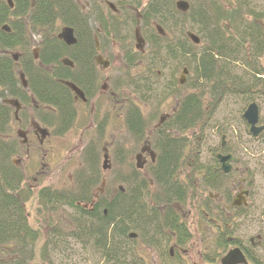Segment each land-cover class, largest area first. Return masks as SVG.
<instances>
[{"label":"trees","instance_id":"1","mask_svg":"<svg viewBox=\"0 0 264 264\" xmlns=\"http://www.w3.org/2000/svg\"><path fill=\"white\" fill-rule=\"evenodd\" d=\"M11 1L12 7L5 0H0V99L20 97V101L30 102L27 93L18 85L17 64L6 51L28 49L30 41L25 29V16L32 28L50 26V31L41 37L37 59L27 51L19 56V61L29 92L36 100L34 116L53 124V135L60 136L71 127L76 116L71 104L72 94L63 81H71L81 88L88 84L91 90H95L92 29L87 23L88 18L71 0ZM188 3L185 13L175 8L174 0H149L140 11L145 15L147 25L154 22L164 32L162 36L148 25L151 30L150 44L155 48L153 56L160 64L169 62L168 93L177 88L176 73L180 66H186L191 71L192 82L186 84L190 90L197 87L198 80L205 83L202 93H185L163 127L153 132L151 139L156 161L148 171L149 179L132 168L121 175L118 181L122 186L115 193L104 192L93 201L92 189L101 179L96 169L95 147L91 142L83 150L85 163L74 173L71 188L43 186L36 193L39 202L49 210L58 206L70 209L73 227L67 230L66 237L72 244L78 243L83 252L90 250L98 254L103 264H127L126 259L128 264H144V257L138 251L141 246L157 252L169 262L178 260L176 255L170 257L166 248L173 238L183 243L189 237L185 224L173 207L176 203L185 202L190 186H186L179 177L185 149L182 135L205 123L208 111L203 105V94L207 87L210 85L211 92L220 95L229 88L219 58L237 55L248 44V36L251 45L258 44L262 35L259 30L256 32V26L234 24L239 21L238 13H245L244 7L250 13L247 6L249 0H235L230 8L218 0H189ZM90 14L96 16L95 5H92ZM184 22L200 37L198 45L189 41L181 30L182 36H171L175 29L184 26ZM226 22L233 23L230 26L235 30L231 33L234 36L232 39L228 38ZM5 24L10 31L1 29ZM57 24L74 29L77 38L74 45L66 46L56 38L57 30L54 29L58 28ZM244 30H249L250 35L242 34ZM253 55L256 58L255 50ZM62 57L69 58L75 67L71 70L62 65ZM257 71L254 70L255 73ZM234 87L238 89V84ZM42 107H50L55 115L45 114ZM11 117V107L0 100V264H56L47 255H41V261H38L34 253L40 231L27 222L20 192L23 174L10 161V156L18 148L15 139L10 136ZM125 119L134 136L138 139L147 137L146 123L138 107L130 104L125 111ZM214 177L219 180L222 176L216 174ZM190 187L191 191L195 190L193 185ZM89 204L91 206L87 209L85 206ZM53 227L44 246L56 249L60 245L57 241L60 236ZM131 231L137 233L136 239L127 237ZM228 243L223 239L217 242V247L224 250ZM5 246H11V250ZM59 264H69V261Z\"/></svg>","mask_w":264,"mask_h":264},{"label":"rangeland","instance_id":"2","mask_svg":"<svg viewBox=\"0 0 264 264\" xmlns=\"http://www.w3.org/2000/svg\"><path fill=\"white\" fill-rule=\"evenodd\" d=\"M176 1L174 0V3ZM218 2L230 8V6H234L235 0H218ZM235 6H237V3ZM247 6L250 13H247V7H244L245 13H238L237 18L239 21L235 22V25H245L247 22L253 24L254 21L251 18L257 15L262 8L264 9V0H249V5ZM121 8L119 9V14L111 19L114 25L117 23L119 25L118 28L124 29L129 26L125 17L126 7ZM104 12L105 9L102 6V13ZM27 22L28 19H26V24ZM89 23L92 28L97 25L93 17L89 19ZM225 25L228 27V38H234L232 36L233 32L229 30L231 28L230 25L227 22ZM28 27L29 25H27ZM60 27L61 25L58 26V28ZM180 30L184 35L187 31L194 32L184 22V26L175 29L171 36H182ZM117 35V42L121 43L123 41L124 44V40L128 39L125 29L124 31L117 29ZM121 35H125V39L120 38ZM29 38L31 42L30 52L33 53L34 48H36V42L39 41V36L36 33H30ZM120 47L122 50V45ZM146 51L147 53L150 52L148 47ZM18 52V49L11 51L13 54ZM35 52L38 54V50ZM103 53L110 61L109 68L104 71V75L110 77V81L108 79L105 86L108 88L110 84L112 87L115 86L118 98H115L114 101L110 100L103 92L99 93L95 101L91 102L90 105H78V112L71 128L60 136L51 134L43 145L35 144V142L29 146L21 145L20 138L16 134V130L19 129L18 123L13 122L12 127H10V136L15 139L18 145L16 153L10 156V161L23 174L20 192L23 195V206L27 222L40 231V237H38L34 246V253L38 261H41V255H47L51 259L53 258L56 264L64 261H69V264H103L98 254H93L90 250L83 252L78 243L72 244L69 237H66L67 230L73 227L70 223V209L58 206L54 210H49V207H45L44 203L39 202L37 199V190L43 186L57 189L71 188L74 173L85 163L83 150L87 144L93 142L97 155L96 169L99 178L101 180L104 179V185L97 184L92 191L94 190L95 196L101 193L105 194L104 192L115 193L118 187L122 186V183L118 181L121 175L130 172L135 167V155L143 145L144 140H148L152 144V137L138 139L129 131L125 119L126 98H128V101L131 99L138 103L146 123V136H148L154 129L159 117L171 112L176 100L182 93L185 94L191 91L202 93L205 87V83L198 80L197 87L190 90L186 84L192 82V76L191 71L187 70L184 75V88H176L173 91L176 92L174 97H171L173 95L171 93L167 98L157 96L155 99L152 91L150 93L152 102L142 104L129 85V80L140 72V68L127 69L123 66V62L122 64L118 62L122 59V53L117 46H114L111 51L106 50ZM251 53L252 51L247 44L237 55L230 54V57L222 56L219 58L218 62L224 69V78H227L229 88L223 90L220 95L211 92L209 85L203 94V105L208 111L207 118L206 120L204 119L205 123L194 129L187 130L182 135L185 138L184 159H186V163L184 168L194 169L188 179L195 184V190L188 195L187 201L189 202L186 204L188 206L185 204L182 206L191 238L188 243L178 249L182 256L181 259L177 258L178 260L169 262L167 259L161 258L157 252L141 246L138 247V251L144 257V264H220L219 259L228 248L223 250L221 247H217V242L223 241L225 236L227 238L238 237L240 242L245 241L244 245L249 244L250 246L260 247L253 252L258 259H262L264 262V246H262L264 243L258 237L259 234H264L263 191L255 195V200L254 197L252 198V205L248 210L228 212L230 220L227 226L221 227L223 230L220 232V229L216 230L214 226H209L201 214V208L206 205L207 193L211 191L209 187L202 184L205 170H201L206 169V166L211 164L214 153L220 146L222 136H224V147L234 152L238 158L241 159L243 157V149L247 148L250 150L252 172H254L258 180L255 188L264 190V186L261 185L264 184L262 180L264 175L260 172V159H262L261 156L264 154V132L260 140H253L247 133L246 124L242 118V113L247 104L255 101L259 106L260 122L264 124V83L258 87L256 84L257 79L254 76V70H260L262 63L253 59ZM181 68L182 66L177 70V78L180 75ZM160 77L161 80L158 81L159 89L165 81V75L163 76L162 73ZM236 84H238V89L234 87ZM122 103L124 105H121ZM28 137L33 140L31 136ZM50 146L51 150L48 151ZM104 153L107 154V159L104 163V168H102ZM240 164L238 167H240ZM35 177H37L36 180ZM183 178L182 176L181 179ZM239 182L240 175L238 172H234L232 183L228 185L229 196L232 197L237 191L236 187ZM193 193L196 196H193ZM53 226L56 227V234L60 236L57 238L60 245L56 249L51 248V246L48 248L44 246V243L48 241L47 237L54 230ZM5 248L11 250V246H5ZM217 253L218 255H216ZM4 255L8 256V253L4 252ZM211 256H215L214 259H210ZM126 260L128 264L129 260Z\"/></svg>","mask_w":264,"mask_h":264},{"label":"flooded vegetation","instance_id":"3","mask_svg":"<svg viewBox=\"0 0 264 264\" xmlns=\"http://www.w3.org/2000/svg\"><path fill=\"white\" fill-rule=\"evenodd\" d=\"M71 1L76 3L80 7L82 13L85 14L86 18H88L87 23L89 26H90L89 19L91 17H93L95 19V22L97 23L95 28H92L90 26L93 32L94 48H95V53L92 57V61L94 65L93 70L95 72V78H96L95 90H91L88 84H84L81 88L71 81H63L64 84L66 82L73 84L74 87H76L83 96V97L81 96L79 97L68 85L65 84L69 88L72 94L71 104L75 108V115H77V112H78V109H77L78 105L80 104L85 105V106L90 105L91 102L95 101V98L98 96L99 93L105 92L104 94L107 96V98L113 101L115 100V98H118L116 94L115 86L112 87L111 84L109 85V88L105 86L108 79L110 81V77H108L107 75H104V71L109 68L110 61L104 55L103 51H106V50L111 51L114 46H117L120 52L122 53L121 55L122 59L118 62H121V64L123 62V66L125 68L127 69H131V68L139 69L140 68V72L135 77H132L129 80V85L132 88L131 90L135 93L136 96H138L140 103L146 104L148 102H152V98L150 96V93L152 91L154 92L155 99L157 98V96H160L162 98H167V96L169 95L168 92L170 90L169 85H168V80H167L169 62H165L164 64L159 63L158 59L155 58L152 54L155 48L154 46L152 47V45L150 44V40H149L151 36V32H150L151 30L149 29V26L151 28L153 27L155 31L158 32L157 30L158 25L154 22H151L150 24H148L149 25L148 26L147 23H145V20H146L145 15L140 13L143 6L146 5L149 0H71ZM92 5H95L96 16L90 14L92 10ZM102 6L105 9L104 13H102ZM120 6L126 7L125 17L127 18V25L129 26L127 28L126 27L124 28L128 34L127 36L128 39L124 40V44H123V41L121 43L116 41L118 38L117 29L123 30V31L124 29L118 28L119 25H117V23L114 25L111 19L112 17L117 16L119 14V9H122ZM26 19H28L27 16H25L24 20H25V29L28 35L30 33H33V34L36 33L39 36V41L36 42L37 43L35 45L36 48H34L33 53L30 52L31 42L29 43L28 46L26 45L28 49L25 51H21L17 48L19 50L18 53L13 54L11 53L12 50H9L6 52L8 53V55L13 57L14 62L17 64L15 73L19 81L18 85L24 92L27 93V96H29L30 102L26 103V102L20 101L19 99L20 97H6L0 100L2 101V103L11 107V116H12L11 125L13 122L18 123L19 129L16 131L17 133L19 132L21 135V138H20L21 145L25 144L29 146V145L34 144V142L35 144L37 143L39 145H43L44 142L49 138V136H51V133L54 127L52 126L53 124L51 125L47 122H44L43 120L40 121L36 119V117L33 114V106L36 105V100L29 92L26 75H24V73L22 72L20 68L21 63L19 61V56L23 55L24 53L28 51L29 53L33 55L34 59L36 60L38 57V54H36L35 51L38 50V53H39V45L41 42V37L43 33L50 31V26L41 27V28H32L29 22H27L26 24ZM251 19L254 21V23L250 24V26L258 27L256 32L259 30L260 33L262 34L259 43L254 44V45L250 44L251 40H249V36H248V45H249L250 50L251 51L255 50V53H257L256 58H254L255 55H253V58L256 61L262 63V68L254 74V76L257 79L256 84L258 87H260L264 83V9L262 8V10L257 15L252 16ZM247 24L249 23L247 22L245 25ZM5 25H3L1 29L5 30L6 32L10 31L8 26H7L8 29L4 27ZM27 25H29L28 28H27ZM60 25L61 27L57 28L58 30L54 29V30H57L55 34L56 38H57V35L62 30V28L64 27L72 28L71 26H68V25H63V24H60ZM229 25L233 26V23L230 22ZM229 30L230 32L235 31L234 28H229ZM241 33L250 35L249 30L241 31ZM73 35L77 41V38L74 34V29H73ZM120 38L125 39V35H121ZM58 40H60L63 44H65L61 39H58ZM29 41H30V38H29ZM121 45H122V50L120 47ZM66 46H69V45H66ZM147 47H148V51H150L149 53H147L146 51ZM95 57H99L103 63H97L95 61ZM60 62L62 65L71 68V70L75 67L74 63L67 57H62L60 59ZM105 62H106V65L104 66ZM160 68L162 71L160 70ZM183 68L184 66H182L181 69ZM162 73H163V76L165 75V79H164L165 81L163 85L160 86L161 88L159 89L158 81L161 80L160 75ZM176 79L178 82L177 77ZM184 85L185 83L183 85H180L178 83L177 88H179L178 86H180L181 89H183ZM90 90H91V95L88 94ZM174 94H176V92H173V95L171 97H174ZM183 95L184 94L182 93L179 96V98L176 100L174 104V108L171 110V112H169V114H164L161 117H159L156 125L154 126V129L152 130L151 134L148 135L147 137L151 138L153 132L156 129L163 127L165 120L169 118L170 115L175 111L178 101L182 98ZM141 98L144 102L141 100ZM126 101L128 102V103L126 102L127 105L125 104L126 107L130 106V104H133L139 108V105L137 102L132 101L131 99H129L128 101V98H126ZM252 102H254L258 107V122L256 124V127L262 126L263 129L257 135H253L252 132H250V125L246 122V120L243 117L242 118L246 124V131L249 134V136L253 140H260L262 138V133L264 132V124L260 122L258 104L255 101H251L250 103ZM250 103H248L247 106ZM121 105H124V103H122ZM247 106L245 107L244 111L246 110ZM42 109L45 112V114L55 115L54 111L50 107H42ZM28 136H31L33 140H30ZM221 139L222 140H221L220 146L218 150L216 151V153H214V157L212 158L211 164L206 166V169L204 168L203 170H201V171L205 170L204 175H203L202 184L203 186L209 187L211 190L210 192L207 193V197H206L207 201L205 202L206 205H204V207L201 208L202 218L205 219V222L209 226L210 225L214 226L216 230L220 229L219 232L223 230L221 229V227L227 226V223L230 220V217L227 214L228 212H236L237 210H242V211L248 210L249 207L252 205V198L254 197V200H255V195L262 193V191L264 192L263 189L258 190V188H255L258 180L254 172H252V166H251V161H250L251 160L250 150L247 148L243 149V152H244L242 153L243 157L240 159L234 154V152L229 151L227 147L226 148L224 147V136H222ZM152 147L153 146L150 141L144 140L143 145L139 148L138 153L135 155V167L134 168L148 179H149L148 171L150 170L151 166L154 165L156 161V153ZM49 150H51V146L48 148V151ZM217 154L231 155L237 159V161H228L230 165V170L227 173L223 172L220 169L222 164L216 157ZM261 158L262 159H260L261 161V167H260L261 171L260 172L264 175V154L261 156ZM185 163H186V159L183 158V167H182V171L179 173V177H182V176L184 177L182 179V182L186 186L193 185L195 187V184L191 183V180L188 179V177L192 175V172L194 169H185L184 168ZM239 164H240V167H238ZM234 172L239 173L240 182L236 187L237 191L231 197L229 196L230 194L228 192L229 191L228 185L232 183V177L234 175ZM216 174H220L222 177H220V179L217 180L216 177H214V175ZM36 179L37 177H35V180ZM262 180L264 181V176ZM71 185L73 186V178H72ZM99 185H104V179L101 180ZM261 185L264 186V184H261ZM190 186L188 190V195L189 193L192 192ZM195 193H193L192 195L196 196ZM101 194L95 196L94 190H93L92 191L93 201L95 199H98ZM188 195H187L185 202H182L181 204L176 203L173 205V207L175 208V210L177 211L179 215V218L182 220V223L185 224L189 232V237L186 242L178 243L176 238H173L168 242L167 251H169L170 257H173L174 255H176L178 256L177 257L178 259H181L182 257L178 249L182 248L183 245L188 243L191 238V233L186 224L184 213L182 210L183 204L186 205L189 202L187 201ZM236 195H240L243 198L241 201L242 204L240 206L231 205ZM90 206L91 205L89 204V205H86L85 207L89 209ZM224 218H229V219L224 220ZM130 233H135L136 236L130 237L129 236ZM127 237L129 239H136L137 233L134 231H131L128 233ZM258 237L259 239L261 238L260 241L264 243V234H259ZM224 239L230 242L225 247L226 249L228 248L227 251L232 248H239L241 253L244 255L246 259V264H263V260L258 259V257L253 252L255 251V249L260 248V247L258 246L254 247L252 245L250 246L249 244L244 245L243 243L245 241L240 242V240H238V237L237 238L235 237L227 238L225 236ZM214 257L215 256H211L210 259H214Z\"/></svg>","mask_w":264,"mask_h":264},{"label":"water","instance_id":"4","mask_svg":"<svg viewBox=\"0 0 264 264\" xmlns=\"http://www.w3.org/2000/svg\"><path fill=\"white\" fill-rule=\"evenodd\" d=\"M7 1L9 3V5L11 6L12 5L11 0H7ZM175 6L179 11L186 12L188 10L189 4L185 0H177L175 2ZM4 27L7 28V26H4ZM158 30H159V32H162L161 29L158 28ZM186 36L194 44H198L200 42V38L193 32L188 31L186 33ZM57 38L61 39L66 45H69V46L74 45L76 43V39L73 35V29L70 27L62 28L60 33L57 35ZM95 61L97 63H103L99 57H95ZM105 65H106V62L104 63V66ZM186 72H187L186 68H183V70L180 72L179 79H178L179 84L184 83V81H185L184 75L186 74ZM65 84L68 85L79 97L80 96L83 97L81 92L76 87H74L73 84L68 83V82H66ZM242 117L250 125V132H252L253 135H257L263 129L262 126L256 127V124L258 122V107L254 102L250 103L247 106L246 110L242 114ZM17 134L19 136H21L19 132ZM216 157L218 158V160L222 164L220 169L225 173H227L230 170V165H229L228 161H237V159L231 155L217 154ZM103 158H104V161H103V168H104V163L106 162V159H107L106 153L103 155ZM242 199L243 198L240 195H236L234 197L231 205L232 206H240L242 204V202H241ZM129 236L135 237L136 234L130 233ZM220 264H246V259H245L244 255L241 253L239 248H232V249L228 250L220 258Z\"/></svg>","mask_w":264,"mask_h":264}]
</instances>
